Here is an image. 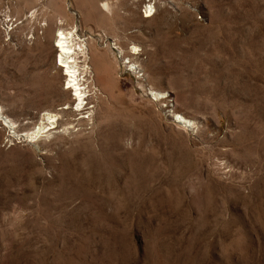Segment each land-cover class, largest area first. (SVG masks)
<instances>
[{
    "label": "rangeland",
    "instance_id": "374dc122",
    "mask_svg": "<svg viewBox=\"0 0 264 264\" xmlns=\"http://www.w3.org/2000/svg\"><path fill=\"white\" fill-rule=\"evenodd\" d=\"M149 1L0 0V264H264V0Z\"/></svg>",
    "mask_w": 264,
    "mask_h": 264
},
{
    "label": "bare ground",
    "instance_id": "6f19581e",
    "mask_svg": "<svg viewBox=\"0 0 264 264\" xmlns=\"http://www.w3.org/2000/svg\"><path fill=\"white\" fill-rule=\"evenodd\" d=\"M123 3V2H122ZM155 3L156 1H149L144 11L148 12L145 16L151 17L153 9H155ZM102 7L106 10H109L111 8V5L109 2H102ZM129 11V10H128ZM34 14V11L32 12ZM148 17V18H149ZM52 40H54V43L51 44ZM104 39L105 45H108L109 48L113 51H115L116 56H120L122 58V49L118 47V45L113 41V39L108 40ZM108 42V43H107ZM48 45L51 49L55 48L57 50V56L52 59V67L55 68L56 66H59L64 71L65 79H67V84L71 85L75 91V95L77 99L79 100V104H81L82 99L84 98L85 89L81 86L84 85L83 78L88 72H91L92 66L89 65L93 62L92 55L95 54L97 57V60L101 61L104 60L102 58V51H98L96 49V46L93 47L91 43L88 40V37H83L79 34L78 26L76 27H58L56 30V33L49 36ZM134 49L136 50V47L134 46ZM124 59V57H123ZM106 62V61H105ZM104 63V62H103ZM61 64V65H60ZM132 67V66H131ZM51 89H49L50 91ZM36 98L34 101H41L42 98L40 96V92H35ZM151 93L156 96H163L164 92L157 91V90H151ZM30 101L25 100V104H28ZM79 109V107H78ZM0 116L1 118L6 122V124L11 128L13 134L20 138L21 136L25 137L29 141H36L39 138L45 136V134H48L49 130L51 128H55L58 125L57 116L58 113H54L51 111H47L42 116V121L39 124V126L32 130L31 132H26L22 135H18L14 129V121L10 118H8L4 113L2 112V108L0 106ZM175 118L182 122L184 125H193L194 122L187 117H185L183 114L176 113L174 114ZM49 126V128H48ZM50 134V133H49ZM111 154V153H109Z\"/></svg>",
    "mask_w": 264,
    "mask_h": 264
}]
</instances>
